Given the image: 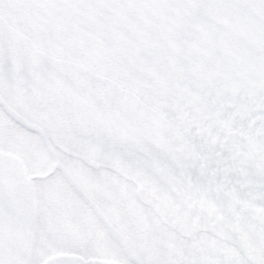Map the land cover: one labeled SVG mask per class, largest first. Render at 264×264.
I'll use <instances>...</instances> for the list:
<instances>
[{
    "label": "snow or ice",
    "instance_id": "1",
    "mask_svg": "<svg viewBox=\"0 0 264 264\" xmlns=\"http://www.w3.org/2000/svg\"><path fill=\"white\" fill-rule=\"evenodd\" d=\"M0 264H264V0H0Z\"/></svg>",
    "mask_w": 264,
    "mask_h": 264
}]
</instances>
